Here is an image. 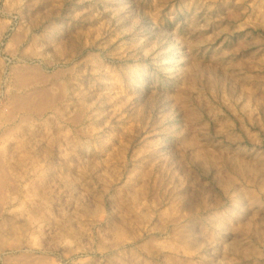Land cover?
<instances>
[{
    "label": "rangeland",
    "instance_id": "1",
    "mask_svg": "<svg viewBox=\"0 0 264 264\" xmlns=\"http://www.w3.org/2000/svg\"><path fill=\"white\" fill-rule=\"evenodd\" d=\"M0 264H264V0H0Z\"/></svg>",
    "mask_w": 264,
    "mask_h": 264
}]
</instances>
